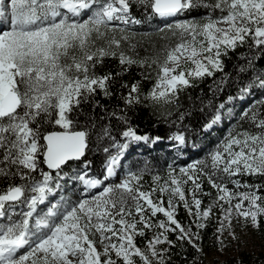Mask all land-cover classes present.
<instances>
[{
    "label": "snow or ice",
    "instance_id": "obj_1",
    "mask_svg": "<svg viewBox=\"0 0 264 264\" xmlns=\"http://www.w3.org/2000/svg\"><path fill=\"white\" fill-rule=\"evenodd\" d=\"M177 17L185 18L153 32L134 29ZM238 48L245 52L232 76L224 60ZM257 57L264 58V0H0V264H168L177 243L202 251L197 241L215 209L220 251L237 239L234 225L259 228L264 184L242 178L264 177V95L203 158L169 163L163 176L147 161L123 165L132 144L163 139L139 135L129 110L146 104L166 118L179 113L167 139L183 155L196 142L183 123L192 109L181 110L182 94L222 73L211 98H196L199 111L211 112L200 130L208 133L234 115L235 101L264 93ZM110 59L117 70L102 71ZM133 66L145 70L143 80L155 72L147 93L141 81L122 80ZM229 83L236 94L214 105ZM114 96L123 107L101 102ZM113 120L123 126L118 133ZM93 151L104 155L99 171ZM205 180L216 193L206 206ZM180 207L187 225L177 219ZM147 233L142 248L136 238Z\"/></svg>",
    "mask_w": 264,
    "mask_h": 264
},
{
    "label": "trees",
    "instance_id": "obj_2",
    "mask_svg": "<svg viewBox=\"0 0 264 264\" xmlns=\"http://www.w3.org/2000/svg\"><path fill=\"white\" fill-rule=\"evenodd\" d=\"M133 15H135L138 19L143 17V12L137 9L135 6L133 7ZM203 10L193 11L190 15L199 17L202 14ZM159 25V19L155 18L149 22H145L139 26H134V29L139 33L144 32H153ZM250 42V41H249ZM147 47V45H145ZM136 51L139 53L141 57L147 55L144 48H137ZM245 52V48H238L236 52L229 53V57L225 58V72H229L232 76L236 75L235 65L238 63L237 56L240 53ZM257 69L264 70V58L257 57ZM118 68V64L116 60H107L105 62V66L102 71H113L115 72ZM145 70L140 69L136 66H133L130 72L122 77L123 81H127L131 84L134 81H141V90L144 93H147L152 85L155 82V72L150 70V74L153 79L143 80L142 76L145 75ZM222 73H215L214 77H206L202 81L198 82L197 86L194 88L188 89L185 93L182 94L181 103L183 104L184 109H192V114L187 116L183 121L184 124L188 125L190 129H194L195 131L192 133L190 139H194L196 142V148H192L189 146L183 155L177 154L171 148V142L167 139V137L174 131H176V126L172 123V121L176 120L179 113H175L171 117H165L160 114L157 109H154L150 105L142 104L137 105L136 107L129 110V116L131 118V124L136 127L137 133L139 135H149L150 137L161 136L162 140L156 143H146V142H138L132 144L126 154L125 161H128L132 165L143 162H148L152 167L162 166L165 164L166 158L169 157V152L174 151V156H176L178 163H182V165L186 164L187 161L195 160L199 157V151L204 147H207V144L210 143L211 134L216 133L214 130L208 133H202L200 130L203 124L210 118L211 112L208 109H205L204 112L199 111L200 102L197 97H202L205 100L211 98V94L209 92V86L212 85L214 79H219ZM251 73H248L241 77L242 80H247ZM126 91V90H125ZM237 92V87L234 83H229L228 86L224 89L223 92L219 93L214 100V105L219 104L226 100L229 95H235ZM260 96V92H255L254 95L250 97ZM192 97V100L188 98ZM99 98V97H98ZM246 101H235L234 104L244 103ZM101 102L106 104L110 109L114 106L119 105L123 107L122 101L118 99V96H114L110 99H101ZM232 104H229L228 107H232ZM86 111H90V107H86ZM214 110V109H213ZM97 115L100 114L99 109L96 110ZM107 122V121H105ZM114 126L117 125L115 120L112 121ZM122 125L116 126L115 133H118L122 130ZM114 133V134H115ZM117 139L119 136L117 135ZM89 158L93 161L94 171H99L104 161V155L102 153H97L95 151L89 153ZM147 178V177H146ZM242 180H247L250 184H264V177H243ZM204 190L211 194L212 189L208 185L206 181H204ZM145 189L149 187L147 184H144ZM231 187V185H229ZM261 194L264 195V189H261ZM211 196V195H210ZM203 196V203L207 201L208 197ZM166 201V199H165ZM166 205V202H165ZM215 215L212 216L208 222L207 227L201 230V239L197 241L202 251H197L187 242H184L182 245L177 243L175 247L170 249L169 255L171 256V260L168 264H208L204 258V252L207 249H212L216 247L217 241L215 238L216 228H217V217L219 215L218 210H214ZM156 219H164L162 214H158ZM177 219L182 223L187 225L190 221L187 211L180 207L177 215ZM255 235L262 241H264V217L260 218L259 228L254 229ZM151 233H147L145 237H137L136 243L140 247H145V241L151 237ZM169 239L175 241L176 235L169 234ZM160 248L168 247V245H160ZM137 259V258H136ZM120 264V262H118ZM137 264H142L137 260ZM210 264H264V252L262 251H241L236 255L227 257L222 260H215Z\"/></svg>",
    "mask_w": 264,
    "mask_h": 264
},
{
    "label": "rangeland",
    "instance_id": "obj_3",
    "mask_svg": "<svg viewBox=\"0 0 264 264\" xmlns=\"http://www.w3.org/2000/svg\"><path fill=\"white\" fill-rule=\"evenodd\" d=\"M184 18L185 17H177V18H169L166 20L158 18L159 19L158 27H162L165 23H171L173 19H184ZM261 95H264V93L260 92V96ZM260 96H257V97H250L249 96L244 103L235 104V107L233 108L234 115H232V116L226 115L224 117L222 123H220L219 125H217L216 127H214L210 131V132H212L214 130V132H216V133L211 134L210 143L207 144V147H204L203 149H201L199 151V157L197 159L203 158L209 151H211L212 148L217 143H219L220 140H222L224 138V136L228 133V131L232 128V126L236 124L237 120L239 119V114L245 108H247L253 102V100L258 99ZM245 127H247V125H245ZM191 161H193V160L187 161L186 164L191 162ZM173 162L179 166H183L182 163H178L176 156H174V151H171V152H169V157L166 158L164 165H162L161 167L157 166V167H153V168L163 176V175H165V170L167 168V165L169 163H173ZM144 163L145 162L142 161L141 163L132 165L131 163H129L128 161H125V159H123V165L125 167H131L133 169H135L137 167H142L144 165ZM186 164H184V165H186ZM121 171H123V169ZM116 179L118 180L119 177H116ZM143 183L147 184V186L150 187L152 184L151 175H146L144 177ZM215 195H216L215 190L212 189L211 196L208 197L207 201L204 202V205L206 206L210 202V200L215 197ZM165 199L167 201L166 197H165ZM216 210H218V209H216ZM218 213H219V210H218ZM217 226H218V221H217ZM234 231H235L237 239L235 241L227 240L226 241L227 247H225L222 251L218 250V245H216V247H214L212 249H207L204 252V258H205L206 263L210 264L215 260L225 259L227 257L236 255L237 253H239L241 251H252V252L262 251V252H264V241L260 240L255 235L253 227H251L249 225L248 227L242 229L239 224H236V225H234ZM227 235H228L227 232H225L224 236H227ZM137 260L139 261V258H137ZM140 263H142V262H140Z\"/></svg>",
    "mask_w": 264,
    "mask_h": 264
}]
</instances>
